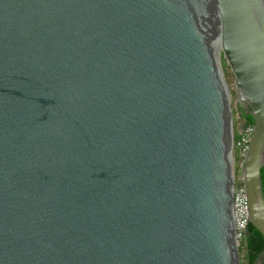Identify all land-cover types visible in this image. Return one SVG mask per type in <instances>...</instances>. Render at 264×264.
Returning <instances> with one entry per match:
<instances>
[{
	"label": "water",
	"instance_id": "1",
	"mask_svg": "<svg viewBox=\"0 0 264 264\" xmlns=\"http://www.w3.org/2000/svg\"><path fill=\"white\" fill-rule=\"evenodd\" d=\"M220 56L264 241V0H0V264H240Z\"/></svg>",
	"mask_w": 264,
	"mask_h": 264
},
{
	"label": "built area",
	"instance_id": "2",
	"mask_svg": "<svg viewBox=\"0 0 264 264\" xmlns=\"http://www.w3.org/2000/svg\"><path fill=\"white\" fill-rule=\"evenodd\" d=\"M253 125H245L244 123L237 129L238 139L233 142L235 157L238 160V167L242 166L243 160L246 155L247 146L252 133ZM232 209L235 223V233L238 241L239 255H243V246L245 242V236L247 227L249 225V219L247 216L246 202L244 189L240 178L238 180L233 179V190H232Z\"/></svg>",
	"mask_w": 264,
	"mask_h": 264
},
{
	"label": "trees",
	"instance_id": "3",
	"mask_svg": "<svg viewBox=\"0 0 264 264\" xmlns=\"http://www.w3.org/2000/svg\"><path fill=\"white\" fill-rule=\"evenodd\" d=\"M239 116H240L241 122L244 123L245 125L253 124L252 118L250 116H245V113L240 109V107H239ZM237 139H238L237 129H234L232 140L233 142H235ZM234 162L236 165L235 175L237 176L239 167H238V160L236 157H234ZM260 175H261L262 192H263V198H264V167L261 169ZM263 245H264L263 238L258 233V231H256L251 225H248L246 236H245V242L243 246L244 252L241 257L242 264H251L254 258L262 250Z\"/></svg>",
	"mask_w": 264,
	"mask_h": 264
},
{
	"label": "rangeland",
	"instance_id": "4",
	"mask_svg": "<svg viewBox=\"0 0 264 264\" xmlns=\"http://www.w3.org/2000/svg\"><path fill=\"white\" fill-rule=\"evenodd\" d=\"M220 71L222 74V79L224 80L225 84L227 85L229 94H230V117H231V123H232V128L233 131L234 129H238L242 122L240 120V116H239V105L237 103L236 100V95H235V89H234V80H233V75L230 71V69L228 68V66L226 65V63L223 61L222 57L220 56ZM231 157H232V170H233V179L234 180H238L239 179V174H240V168L238 171L237 176L235 175V162H234V157H235V153H234V147L231 145ZM240 264H242V258L240 257Z\"/></svg>",
	"mask_w": 264,
	"mask_h": 264
},
{
	"label": "flooded vegetation",
	"instance_id": "5",
	"mask_svg": "<svg viewBox=\"0 0 264 264\" xmlns=\"http://www.w3.org/2000/svg\"><path fill=\"white\" fill-rule=\"evenodd\" d=\"M245 116H249V115L245 114Z\"/></svg>",
	"mask_w": 264,
	"mask_h": 264
}]
</instances>
